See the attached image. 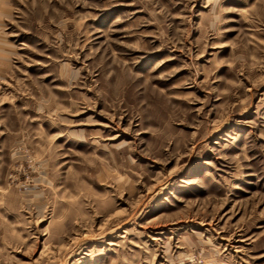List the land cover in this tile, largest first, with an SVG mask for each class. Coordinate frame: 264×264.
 <instances>
[{
  "label": "rangeland",
  "instance_id": "obj_1",
  "mask_svg": "<svg viewBox=\"0 0 264 264\" xmlns=\"http://www.w3.org/2000/svg\"><path fill=\"white\" fill-rule=\"evenodd\" d=\"M0 264H264V0H0Z\"/></svg>",
  "mask_w": 264,
  "mask_h": 264
}]
</instances>
